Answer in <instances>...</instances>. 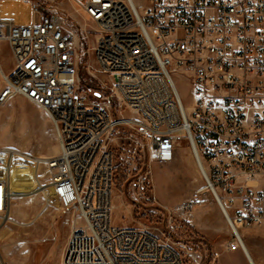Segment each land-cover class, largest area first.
Returning a JSON list of instances; mask_svg holds the SVG:
<instances>
[{"label":"built area","instance_id":"2783aa9c","mask_svg":"<svg viewBox=\"0 0 264 264\" xmlns=\"http://www.w3.org/2000/svg\"><path fill=\"white\" fill-rule=\"evenodd\" d=\"M78 2L97 27L96 72L112 85L97 96L105 102L80 89L78 36L53 8L35 4L37 20L28 25L0 18V43L13 56L9 75L0 64V108L25 98L48 115L59 138L56 157L38 162L21 154L17 185L27 192L33 162L39 187L31 195L77 215L60 264H187L182 242L112 224L111 142L123 126L147 141L151 161H171L187 142L229 228L227 250L247 259L242 230L264 228V188L250 184L264 177V0ZM178 78L189 87L190 106ZM113 102L131 119H114ZM17 154L0 151V225L19 197L11 190ZM42 164L50 173L45 184ZM193 207L177 211L190 214ZM0 264H8L1 250Z\"/></svg>","mask_w":264,"mask_h":264},{"label":"rangeland","instance_id":"374dc122","mask_svg":"<svg viewBox=\"0 0 264 264\" xmlns=\"http://www.w3.org/2000/svg\"><path fill=\"white\" fill-rule=\"evenodd\" d=\"M35 4L53 8L64 19L66 26L77 34L75 50L79 87L87 92L92 101L105 102L95 95L112 86L107 75L96 72L98 66L93 53L97 36L95 22L83 12L78 0H0V18L12 20L17 25L31 24L37 20ZM0 64L9 75L13 68V56L5 42L0 43ZM178 86L185 104L190 106V90L184 78H178ZM109 112L114 119L132 117L127 109H117L115 102ZM4 149H13L18 153L12 160L13 178L18 180L19 168L23 165L21 154L36 157L38 162L56 157L59 154V138L51 119L40 107L16 96L0 108V151ZM111 149L115 159L113 225L146 228L182 242L193 256L191 258L184 250L187 264H249L242 252L215 248L189 224L190 214L177 211L180 205L186 203L195 205L198 201L205 202L204 196L213 198L204 189L205 182L197 164L201 178H196L194 168L186 160L187 151H190L186 141L181 143L178 156L172 161H151L147 141L138 131L123 126L115 133ZM28 165V183L33 182L38 188V166L33 162ZM38 172L44 184L49 181L50 173L44 164L39 166ZM261 178L257 181H261V188H264ZM34 190L13 200L10 220L0 226V250L2 254H7L8 264H60L72 233L71 220L77 215L63 214L57 205L47 204L41 194L31 195ZM154 196L169 208L159 205ZM178 203L179 206L174 208ZM205 207V203L198 206L197 212ZM187 224L196 232L195 235ZM171 225L175 229L173 232ZM245 230L242 232L245 231L244 241L249 253L264 263V229ZM226 238L225 241H230L229 235Z\"/></svg>","mask_w":264,"mask_h":264},{"label":"crops","instance_id":"0c3cea01","mask_svg":"<svg viewBox=\"0 0 264 264\" xmlns=\"http://www.w3.org/2000/svg\"><path fill=\"white\" fill-rule=\"evenodd\" d=\"M177 156H178V149L176 150L175 157L173 159H175ZM186 160L189 163V165L194 168L196 178H201V176L197 170L196 161H195L193 155L191 154V152L189 150L187 151ZM11 175H12V177H11V190H12L13 195L23 197L27 193L34 190L35 185L32 182V183H28V187H27L28 189L26 190L27 192L21 193L20 187L17 185V180L16 179L14 180V178H13L14 173L12 172ZM261 180L263 181L264 178H261ZM253 183H254V186L262 187V185H263L261 181H254ZM153 193H154V186H153ZM194 193H195V190L192 191V193H191L192 199H194L193 198ZM204 197H205V202H203V201L199 202L198 201V203L196 202V204L194 205V207H193V209L189 215V224H191V226H193L197 231H199L201 234H203V236H205L209 240V243L211 245H213L215 248L225 249L226 252H230L227 250L229 241L228 242L225 241L227 239L226 238L227 235H229V237H230V232H229L228 226L226 224V221L223 217L222 211H221L219 205L215 202V200L211 196H204ZM154 198H155V196H154ZM155 200H156V198H155ZM156 202L159 205H161L162 207L169 208L157 200H156ZM204 203L206 204V207L203 208L202 210H200L199 212H197V207L200 205H203ZM178 206H179V203L176 204L174 206V208L178 207ZM259 229H264V228H259ZM243 230H245V229H243ZM244 232H242L243 235L245 234ZM1 254H2V250H1ZM2 257H3L4 261L7 260V254L6 253H3ZM252 258L254 259V261L257 264H264V263L260 262L258 259H256L254 256H252Z\"/></svg>","mask_w":264,"mask_h":264},{"label":"bare ground","instance_id":"6f19581e","mask_svg":"<svg viewBox=\"0 0 264 264\" xmlns=\"http://www.w3.org/2000/svg\"><path fill=\"white\" fill-rule=\"evenodd\" d=\"M199 163L201 164L202 168L204 169V166H203L202 162L199 161ZM0 226H1V225H0ZM241 234H242V236H243V238H244L243 233H241ZM244 244H245L246 251H247V254H248L247 261L249 262V264H256L255 261H254V259L252 258V255L249 253V251H248V249H247L246 243H244Z\"/></svg>","mask_w":264,"mask_h":264},{"label":"trees","instance_id":"16d2710c","mask_svg":"<svg viewBox=\"0 0 264 264\" xmlns=\"http://www.w3.org/2000/svg\"><path fill=\"white\" fill-rule=\"evenodd\" d=\"M95 95L98 96L99 93H96ZM187 227H188V229H189V230L195 235L196 232H194L193 228H192L189 224H187ZM202 240H203V239H202ZM206 242H207V241H206Z\"/></svg>","mask_w":264,"mask_h":264}]
</instances>
